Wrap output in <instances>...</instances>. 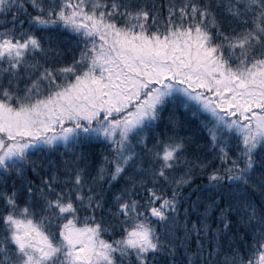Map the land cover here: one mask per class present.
<instances>
[{
    "label": "snow or ice",
    "instance_id": "snow-or-ice-1",
    "mask_svg": "<svg viewBox=\"0 0 264 264\" xmlns=\"http://www.w3.org/2000/svg\"><path fill=\"white\" fill-rule=\"evenodd\" d=\"M0 264H264V0H0Z\"/></svg>",
    "mask_w": 264,
    "mask_h": 264
}]
</instances>
